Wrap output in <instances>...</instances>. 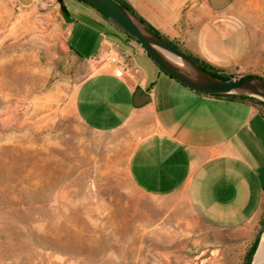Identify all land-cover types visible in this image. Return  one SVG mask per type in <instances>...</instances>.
I'll list each match as a JSON object with an SVG mask.
<instances>
[{
  "label": "rangeland",
  "instance_id": "1",
  "mask_svg": "<svg viewBox=\"0 0 264 264\" xmlns=\"http://www.w3.org/2000/svg\"><path fill=\"white\" fill-rule=\"evenodd\" d=\"M15 3L0 0V264H243L254 241L207 229L184 203L166 219L165 203L134 187L126 135L92 131L75 115L74 93L94 68L65 33L28 40ZM73 6L75 39L92 50L102 26L94 9ZM228 9L250 30L264 78V0ZM183 217L199 227L186 229Z\"/></svg>",
  "mask_w": 264,
  "mask_h": 264
},
{
  "label": "crops",
  "instance_id": "2",
  "mask_svg": "<svg viewBox=\"0 0 264 264\" xmlns=\"http://www.w3.org/2000/svg\"><path fill=\"white\" fill-rule=\"evenodd\" d=\"M125 1L163 37L217 74L257 75L252 34L228 8L214 11L208 0ZM73 2L76 10L84 5L63 0L66 14L59 13L56 0L15 6L28 40H55L65 33L68 49L94 68L74 93L76 117L92 131L126 135L128 177L142 194L165 203L166 219L178 217L184 203L207 229H228L254 241L264 217L262 108L183 86L95 10L87 12L102 31L90 50V39H75ZM38 20L46 32L38 34ZM116 56L125 58L124 69L110 63ZM183 221L186 229L200 224Z\"/></svg>",
  "mask_w": 264,
  "mask_h": 264
},
{
  "label": "water",
  "instance_id": "3",
  "mask_svg": "<svg viewBox=\"0 0 264 264\" xmlns=\"http://www.w3.org/2000/svg\"><path fill=\"white\" fill-rule=\"evenodd\" d=\"M17 1L22 5L33 2V0ZM85 1L135 39L157 67L183 86L206 95H244L264 102V78L257 75H240L227 80L215 77L184 52L174 48L157 35L115 0ZM234 1L208 0L214 11L227 9ZM261 246L264 248V231L251 264L254 263Z\"/></svg>",
  "mask_w": 264,
  "mask_h": 264
},
{
  "label": "trees",
  "instance_id": "4",
  "mask_svg": "<svg viewBox=\"0 0 264 264\" xmlns=\"http://www.w3.org/2000/svg\"><path fill=\"white\" fill-rule=\"evenodd\" d=\"M57 3L60 5V10L63 14H66V9L64 7V3L63 0H56ZM84 5H87L88 7L94 9L95 11H97L106 21H108L110 24H113L117 29H119L127 38H130L132 40L135 41V39H133L131 36H129L127 33H125L123 30H121L118 26H116L114 23H112L104 14H102L100 11H98L95 7H93L91 4H89L88 2H86L85 0H76ZM116 2L120 3L124 8H126L134 17H136L137 19H139L141 22H143L145 25H147L152 31H154L157 35H159L160 37H162L163 39H165L168 43H170L174 48L182 51L175 43L169 41L167 38L163 37L158 31H156L150 24H148L141 16L138 15V13L131 7V5H129L125 0H115ZM137 42V41H136ZM184 52V51H182ZM185 53V52H184ZM186 55H188L193 61H195L202 69H204L207 73L221 78V79H230L232 78L231 76H227L224 74H217L212 68L207 67L206 65H204L203 63H201L198 59H196L195 57L185 53ZM159 68V67H158ZM160 69V68H159ZM160 71H162L160 69ZM163 72V71H162ZM164 73V72H163ZM167 75V74H166ZM169 76V75H168ZM170 77V76H169ZM173 79V78H172ZM199 93V92H198ZM214 97L217 98H224L230 101H239V102H244V101H249L251 103H254L258 106H260L262 108L263 114H264V102L259 101L255 98L252 97H248V96H244V95H212ZM260 232L257 235V237L255 238L254 242L252 243V245L250 246L249 250L247 251L244 259H243V264H251L252 263V259L253 256L257 250V247L259 245V241H260V237L261 234L264 230V217L261 220L260 223Z\"/></svg>",
  "mask_w": 264,
  "mask_h": 264
},
{
  "label": "built area",
  "instance_id": "5",
  "mask_svg": "<svg viewBox=\"0 0 264 264\" xmlns=\"http://www.w3.org/2000/svg\"><path fill=\"white\" fill-rule=\"evenodd\" d=\"M112 65L119 67L120 69H124L126 66L125 58L124 57H110L109 59Z\"/></svg>",
  "mask_w": 264,
  "mask_h": 264
},
{
  "label": "bare ground",
  "instance_id": "6",
  "mask_svg": "<svg viewBox=\"0 0 264 264\" xmlns=\"http://www.w3.org/2000/svg\"><path fill=\"white\" fill-rule=\"evenodd\" d=\"M253 264H264V248H263V246L260 247Z\"/></svg>",
  "mask_w": 264,
  "mask_h": 264
}]
</instances>
